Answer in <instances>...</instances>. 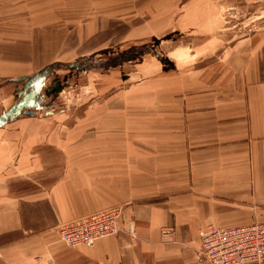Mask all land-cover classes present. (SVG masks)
Masks as SVG:
<instances>
[{
	"label": "crops",
	"instance_id": "1",
	"mask_svg": "<svg viewBox=\"0 0 264 264\" xmlns=\"http://www.w3.org/2000/svg\"><path fill=\"white\" fill-rule=\"evenodd\" d=\"M229 1L172 3L165 39L203 45L97 96L75 122L60 107L0 125V264H195L208 224L264 222V30H228L218 5ZM67 7L0 0V93L14 86L12 102L61 52ZM50 23H60L58 47L42 43ZM116 206L118 235L93 247L62 242L61 225Z\"/></svg>",
	"mask_w": 264,
	"mask_h": 264
},
{
	"label": "rangeland",
	"instance_id": "2",
	"mask_svg": "<svg viewBox=\"0 0 264 264\" xmlns=\"http://www.w3.org/2000/svg\"><path fill=\"white\" fill-rule=\"evenodd\" d=\"M177 1L72 0V10L66 8L61 52L50 58L48 66L21 89L14 102L10 97L14 86L0 93V125L18 112L36 116L60 107L66 108L75 122L97 96L113 94L161 70H170L167 61L173 60V51L203 45L200 37L172 35L165 39L167 31L160 19L175 9L171 5ZM236 1L218 5L228 30L231 26L237 34L264 30V2L246 7ZM53 12L64 16V8ZM59 24H42V34L46 33L42 43L59 46Z\"/></svg>",
	"mask_w": 264,
	"mask_h": 264
},
{
	"label": "built area",
	"instance_id": "3",
	"mask_svg": "<svg viewBox=\"0 0 264 264\" xmlns=\"http://www.w3.org/2000/svg\"><path fill=\"white\" fill-rule=\"evenodd\" d=\"M122 206L111 207L65 223L59 228L62 242L70 248L93 247L99 240L116 236L121 231L124 217ZM126 231L136 238L134 222L127 224ZM171 229L162 231L164 237ZM200 248L195 264H264V222L235 227L208 224L199 231Z\"/></svg>",
	"mask_w": 264,
	"mask_h": 264
}]
</instances>
